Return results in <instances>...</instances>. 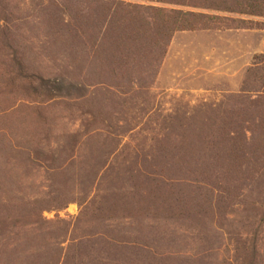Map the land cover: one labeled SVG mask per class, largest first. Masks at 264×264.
<instances>
[{"label": "rangeland", "instance_id": "374dc122", "mask_svg": "<svg viewBox=\"0 0 264 264\" xmlns=\"http://www.w3.org/2000/svg\"><path fill=\"white\" fill-rule=\"evenodd\" d=\"M126 1L157 6L153 0ZM56 2L0 0L30 22L17 33V58L23 64L17 74L31 75L32 86L40 85L38 77L52 78L43 84L47 95L41 99H18L11 87L20 81L2 88L0 80V212L10 207L25 213L36 202L40 209L52 208L33 226L22 220L1 222L0 264H72L74 246L101 232L103 241L143 243L137 223L121 222L129 229L113 236L115 222H100L96 208L87 205L97 196L131 189L129 170L150 162L157 137L178 143L193 118L207 126V134L217 128L232 109L228 97L243 92L255 56L264 53L263 31L236 29L238 23L223 21L219 30L176 33L152 87L134 78L123 89L100 84L91 55L82 73L87 86L55 80L65 63L46 60L41 47L45 34H53L44 27L46 8L59 13L52 7ZM64 26L59 22L57 28ZM5 56L12 60L14 55ZM13 62L4 65L10 72ZM256 87L251 80L249 90ZM95 96L109 106V114L90 113L87 104ZM57 160L66 161L63 176L45 167ZM244 161L230 177L224 176L225 163L219 164V182H231L221 190L194 178L168 176L167 217L145 223L152 264H264V155L250 152ZM64 202H70L68 208L59 209Z\"/></svg>", "mask_w": 264, "mask_h": 264}, {"label": "trees", "instance_id": "16d2710c", "mask_svg": "<svg viewBox=\"0 0 264 264\" xmlns=\"http://www.w3.org/2000/svg\"><path fill=\"white\" fill-rule=\"evenodd\" d=\"M153 2L157 6H144L126 0H57L52 6L56 7L55 12L59 11L55 14L47 7L49 15L44 27L51 28L53 34H45L47 42H43L41 47L43 56L55 64L65 63L53 79L87 86L88 80L82 79L83 68L85 62L93 57L99 66L100 84L108 82L115 88L123 89L125 81L134 78L139 85L152 87L176 33L219 30L221 26L218 23L223 21L238 23L236 29L264 32V0ZM21 16L19 10L11 11L0 3L2 88L8 86V81L19 80V84L11 87L17 98L21 95L26 99L45 98L47 94L43 84L52 78L38 77L40 85L32 86L31 75L21 70L17 74L18 68L23 66L20 63L22 60L17 58L20 47L17 33L30 27L29 20ZM55 16H58L57 19ZM59 22L67 26L59 30ZM226 29L234 28L228 26ZM5 53L14 55L13 59H5ZM7 62H13V72L9 71V66L4 67ZM251 80H255L258 87L249 90ZM24 84H27L26 87ZM252 95L256 98L252 99ZM227 103L232 109L221 116L217 128L207 134V126H199L197 118H193L183 127L178 143L173 142L170 136L157 137L150 162L135 165L129 170L130 181L133 182L131 189L118 190L105 198L97 196L91 205H87V209L91 206L96 208L100 222H115L111 230L113 236L124 234L129 229L121 222L137 223V232L142 236L143 243L128 245L117 238L103 241L106 234L101 232L74 246L72 264H152L151 247L145 240V223L167 217V183L171 173L200 180L221 190L223 185L229 187L231 182H219L217 170L220 163H225L224 176H229L242 170L250 152L264 155V53L255 56L253 67L244 81L243 92L228 97ZM87 107H91L90 113L95 116L110 112L107 104L96 102V96ZM80 108L84 110L86 107ZM65 163L57 160L45 167L53 175L63 176L67 170ZM224 191L229 192L227 188ZM40 205V202L31 204L25 213L7 207L0 212V224L22 220L27 226L36 225L43 212L52 211L51 207L40 209ZM69 205L70 202H64L59 209Z\"/></svg>", "mask_w": 264, "mask_h": 264}]
</instances>
